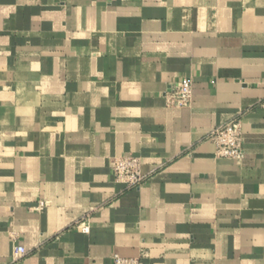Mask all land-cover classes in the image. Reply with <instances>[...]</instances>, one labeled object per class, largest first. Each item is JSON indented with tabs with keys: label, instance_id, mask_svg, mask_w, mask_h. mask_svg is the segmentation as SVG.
Instances as JSON below:
<instances>
[{
	"label": "crops",
	"instance_id": "1",
	"mask_svg": "<svg viewBox=\"0 0 264 264\" xmlns=\"http://www.w3.org/2000/svg\"><path fill=\"white\" fill-rule=\"evenodd\" d=\"M184 76L193 103L168 105ZM238 116L244 158L216 156ZM115 254L264 264V0H0V264Z\"/></svg>",
	"mask_w": 264,
	"mask_h": 264
},
{
	"label": "built area",
	"instance_id": "2",
	"mask_svg": "<svg viewBox=\"0 0 264 264\" xmlns=\"http://www.w3.org/2000/svg\"><path fill=\"white\" fill-rule=\"evenodd\" d=\"M168 105L187 107L193 103V80L190 76H184L173 82L169 89L164 92ZM205 138L215 145V154L219 157L231 158L241 161L245 156V132L242 127L241 118L235 117L228 122L209 130ZM113 173L116 180L131 187H141L147 176L142 172L141 159L135 155L118 156L113 162ZM44 206L40 202L39 208ZM77 228L88 232V223L84 220L78 222ZM27 254L23 245L15 248L14 261H17ZM114 264H141L140 257H124L115 254Z\"/></svg>",
	"mask_w": 264,
	"mask_h": 264
}]
</instances>
